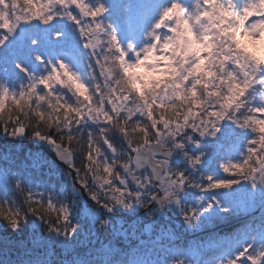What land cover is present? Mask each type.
<instances>
[{
  "label": "snow or ice",
  "instance_id": "snow-or-ice-1",
  "mask_svg": "<svg viewBox=\"0 0 264 264\" xmlns=\"http://www.w3.org/2000/svg\"><path fill=\"white\" fill-rule=\"evenodd\" d=\"M18 2L0 0V49L17 29L24 30L22 39L28 29L67 19L76 25L80 43L69 44L65 58L78 63L82 47L89 63L85 78L70 63L35 55L42 68L39 75L13 62L24 77L21 81L8 77L6 59L0 55V134L11 139L27 136L46 145L59 164L75 173L72 192L53 195L54 185L49 191H34L38 186L29 187L17 173L0 168V221L7 230L20 234L31 217L33 243L54 241L68 257L61 264H124L111 243L102 245L103 258L92 249L80 250L92 244L91 237L108 234L112 222L107 214L153 204L159 208L176 203L185 186L200 188L183 173L170 171L168 157L183 152L193 134L215 135L225 120L250 134L246 155L238 163L221 165L223 172L238 179L212 182L207 177L203 190L228 189L240 179L253 187L257 180L264 185V56L248 51L250 45L264 42V0H248L241 13L233 11L232 0L226 5L195 0L190 12L169 0L147 34L151 42L139 52L131 45L123 49L111 25L98 19L105 11L99 0L95 5L90 0H23L24 8H18ZM250 17L256 19L246 23ZM162 28L167 31L159 34ZM133 55L134 63L129 62ZM141 67L144 76L136 73ZM74 143L86 145L83 169L76 167ZM185 155L191 167L199 164V156ZM30 161L33 168L47 167L52 177L61 171L39 153L30 154ZM84 194L95 207L74 220L73 205L78 207ZM9 195H22L23 201L8 200ZM212 207L209 203L203 212ZM182 215L188 224L199 214L189 209ZM41 227L47 235H36ZM247 253L244 248L230 264L245 258L248 264H260Z\"/></svg>",
  "mask_w": 264,
  "mask_h": 264
},
{
  "label": "rangeland",
  "instance_id": "rangeland-1",
  "mask_svg": "<svg viewBox=\"0 0 264 264\" xmlns=\"http://www.w3.org/2000/svg\"><path fill=\"white\" fill-rule=\"evenodd\" d=\"M125 1L126 0H101L102 4L104 5L105 11L98 19H100L103 23V20L110 12L118 13L119 21L122 23V25L121 23L117 24L118 26L122 27V30L120 29L121 31H119L118 28L114 30L117 36L118 44L123 49H127L129 44L132 46V49L135 52H139L142 48L145 47L144 45H148L151 42V37H149L147 34L152 30V25L157 21L159 13L166 5L165 3L167 1L158 0L157 2L153 3L152 0H134L133 6H130L128 9H126L124 14H119L120 9L125 5ZM241 1V6H243V9L244 6L248 3V0ZM90 2L93 5L96 4L94 0H90ZM194 3L195 0H188V6L186 10L190 12ZM152 6L154 7V10L153 12H150ZM236 9L237 13H241L243 11L239 10V8ZM72 10L74 12L77 11L74 6ZM136 14H143V16L137 20V17L135 16ZM131 16L133 17V20H128L129 18H131ZM249 20L252 21L253 19L250 17ZM69 23L71 25H74L67 19L57 18L54 19L50 24L63 25ZM138 23L139 27L137 25ZM33 29L36 30L37 27L28 29V34L24 35L22 39L21 33L24 30L20 29L19 36L15 38L9 37L8 46L19 51V49L25 44L27 36L33 32ZM163 29L164 28L158 30V33H162ZM38 34L39 39L41 38L39 42L40 46H45L47 43L52 42V40H50V34L48 35L46 32L41 31H39ZM124 36L127 39L125 42H123ZM261 45L262 42L258 41L255 45H250L248 49L257 52L260 50ZM61 56L65 58V55ZM234 129L235 126L233 125L232 131H234ZM240 132L241 134L243 133L242 130ZM230 134L236 135L232 132H230ZM215 137L216 134H207L203 137L197 135L196 138H193V142L191 144L186 143L187 146L192 147L197 151V155L194 153V156L192 157H200V162L195 167H191L188 164L184 152L180 150L173 152V159L168 164L170 171L179 172L178 169L172 166V161L177 164L181 163L182 165H184V168L181 169L180 172L184 174L185 171H188L189 176H186L184 174L188 178V181L191 180L194 175L196 177L195 180L197 181L198 176L196 175V168H204L208 166L211 163V158L216 153H219V151H221L223 148V145L217 139H215ZM234 138L237 139V141L244 142V138L242 137V135H236L234 136ZM21 140L22 139H18V142L10 141L8 142V144L6 142L4 145L6 146V149H9L15 144H20ZM204 140H213V142L210 143L212 145L211 149L214 150L213 156L210 154L202 155V144ZM25 145L27 146L28 144ZM36 145L42 144L34 141L33 146ZM44 146L48 148L46 145ZM2 153L6 154L5 151H2ZM30 153L26 154L28 161L25 162L26 168L22 171L23 174L15 172L18 174V178H20L21 180L24 179V176L30 174V171H37L39 169L32 167L30 161ZM230 153L234 154L232 151ZM49 159H47L48 162L52 163L53 160L51 158ZM220 164L222 165L223 163ZM47 171L49 172L48 168ZM65 171L67 172V170ZM56 176H60L66 188L70 189V191L73 190L72 174H67L60 171ZM195 180H192V182H195ZM187 188L188 187L185 186L178 193L176 203H172L173 206L172 209H170V211L172 212V217L169 218V221L165 223L159 222V219H157V217L155 216V206L149 207L150 209H146V211L141 215L140 212H138L141 208L134 207L129 210V212L128 210L125 211L118 209L111 214H107L108 216L105 217L110 219V221L112 222L107 230L108 235L100 233L98 238L91 237L90 239L92 240V244H88V246L83 249H86V252L89 249H92L94 251V254L99 253L100 258H103L102 245L107 246L109 245V243H111L112 248L118 250L124 247L125 253L123 254V256L125 257L124 259L128 262V264H230V261L236 256L237 253L241 252L244 248H248L247 256H254L260 261V264H264V237L261 238L259 235L261 230L259 232L256 231L254 233L255 238L248 243V240L245 239L248 232L243 231L242 229L234 231V233H232L230 237H216L217 235H209L202 241L195 240V235L200 234V225L202 224L201 220L191 221L190 223L186 224L182 213L187 212L194 205L193 209H196L194 211L199 214L198 219L201 217L207 219L209 216L207 213L201 210V207L205 208L210 202L208 199L206 204V198L203 194L205 191L199 189L198 194L194 191L188 190ZM34 191H36V189H34ZM220 192L222 193L223 200H228L230 201L232 206L237 207V213L240 212L243 218H247L254 210L257 209L258 199L256 197L255 187L252 186L251 182L243 181L238 185H234L231 188L225 189ZM208 195L211 197L209 193ZM84 202H86L87 205H83V203H80V206L78 207L73 205V207L75 208V211L73 213L74 219L78 215H81V212L86 213L95 207L94 203L89 200L88 197L87 200H84ZM88 202H90V204ZM214 202L216 201L214 200ZM212 204L214 207L215 204L213 202ZM133 209H135V212H131ZM261 212L263 217L264 208L261 209ZM147 213H151L150 218L148 217ZM100 215H105L102 210L100 211ZM207 224L211 225V227L213 226L211 222H207ZM97 229H99V225H97ZM31 231H34L33 226L31 227ZM262 232H264V225H262ZM39 233L41 234L43 232L39 229L38 231H36V235H40ZM32 234L33 232H31L26 237V239L21 241L22 243L20 241H18V243H11L0 237V255H8L12 253V255L17 256L23 255L30 251L33 253L44 255L45 253L50 254V252H52L51 248L58 250V254L62 253L64 255L63 250L59 246H57L54 241L49 242L45 240L43 243L34 244L32 241ZM44 234L47 235V233ZM178 238L184 239L181 247H178L177 245L172 243V241H176V239ZM238 239H240V242L233 245V240ZM194 241L196 242L193 244L192 242ZM115 243H117L118 245ZM3 247H6V249H4ZM224 247L227 248L228 255L225 253L222 254L224 252L222 250ZM219 250L221 255L219 254L218 256L214 257L210 255H215V253L219 252ZM67 258L68 257L64 255L62 260L64 261ZM20 259L23 258L20 257ZM240 264H248L247 258L242 260Z\"/></svg>",
  "mask_w": 264,
  "mask_h": 264
},
{
  "label": "trees",
  "instance_id": "trees-1",
  "mask_svg": "<svg viewBox=\"0 0 264 264\" xmlns=\"http://www.w3.org/2000/svg\"><path fill=\"white\" fill-rule=\"evenodd\" d=\"M95 2H97V0H94ZM158 0H152L153 3L157 2ZM160 1V0H159ZM177 2H179L182 6H184L185 8H187L188 6V0H177ZM221 3H225L226 5V0H220ZM100 3L101 0H100ZM169 3V0H167V2L165 3L166 5ZM233 3V11L235 13H237V6L240 5V1L239 0H232ZM165 5V6H166ZM130 6H133L132 4V0H126L125 1V5L120 9L119 14H124L125 10L128 9ZM26 7L23 4V0H19L18 2V8H24ZM154 7L152 6L150 12H153ZM239 10H243L241 5ZM137 15V14H136ZM135 15V16H136ZM137 17V16H136ZM129 18V17H128ZM128 20H133V17L131 16V18H129ZM121 23L119 21V15L116 12H110L107 17L103 20V24L107 27L108 25H111L110 31L114 32L115 29H119V31L122 30L121 26H118L117 24ZM122 25V23H121ZM121 29V30H120ZM46 32L49 36H50V40H52V42L47 43L45 46H40L39 42L41 40V38L39 39V34L38 32ZM165 31H167L166 28L163 29L164 33ZM161 33V34H162ZM171 35V33H169ZM35 41L36 43L33 44L32 41ZM127 39L123 38V42H125ZM80 43V36H79V32L78 29L75 25H71L69 24H63V25H56V24H49V25H39L37 27L36 30L33 29V32L30 33L25 41V44L19 49V51L16 52L15 55H10L8 49H15V48H11L10 46H8V41L6 42V46L5 49H0V55H3L6 59V63L3 65L4 67H7L8 69V77H13L15 76L18 80H24V77L22 76V74L18 73L17 70L13 67V62H19L23 67H25L29 73H34L36 75H39L40 71H42V68H40L35 60L33 59V57L35 55H40L42 56L45 61H49V60H55V59H61L64 62L70 63L71 66L79 73L81 74L83 77H87L88 75V68L87 65L89 63V55L87 53H85V50L82 47H79L78 52H79V62L78 63H72L69 59H65L63 56L61 55H65L66 53H69L71 51V49H69V44L72 45H78ZM38 45V46H36ZM40 46V47H39ZM145 47H147L148 45H144ZM129 47V44H128ZM249 52H252L255 55L258 56H264V42H262L261 48L259 51L254 52L248 49ZM162 53L157 52V55H160ZM103 61H101L102 63ZM129 62H135V56H132V59ZM93 64L95 65V60H93ZM99 68L96 69V75L99 77ZM136 73L138 75L144 76L145 75V70L143 67L136 69ZM7 82V81H6ZM101 83H103V81L101 80ZM17 87H19V85H17ZM211 110V109H210ZM264 118V117H261ZM143 119V118H141ZM232 126L233 124L229 121V120H225L223 122H221L220 125H218V131L215 133L216 137L215 139H217L222 145L223 148L221 151H219V153H216L214 155V150H212V145L210 144L212 141L210 140H204L203 144H202V155H214L211 159V163L204 167V168H196V175L198 176L197 181L195 180V175L191 178V180H189V182L197 184V185H201L200 188H196V187H188V190L194 191L195 193L199 192L200 190H203L205 188H207L208 185V181H207V177H212V182H217V181H233L238 179L237 177L234 176H230L229 174L223 172L222 168H220V163H223L224 165L230 164V163H238L240 162L244 156L246 155V147H245V142L247 139L250 138V134L247 133H242L241 134V130L236 128L234 129V131H232ZM31 132V129H29V133ZM230 132L235 133L237 136L242 135V137L244 138V142H240L237 141V139L234 138V136L236 135H231ZM198 134H193V138L197 136ZM255 135L256 138H258V134H252ZM11 138H9L6 135L0 134V168L7 170L10 173H19V174H23L22 171L26 168V161H28L26 154L27 153H40L45 159H49V157L43 152H34L32 148H30V146L33 145V140L28 139L27 136H25L24 138H22L21 143L20 144H15L13 147L6 149V146L4 145L6 142L8 144V142L13 141V142H18V139L14 140H10ZM116 143V147L119 149L122 147L120 142L114 141ZM25 144H29V146L25 145ZM73 150L76 154V167L77 168H81L83 169V164L85 163L84 161V154L86 151V145H82L80 143H74L73 144ZM2 151L6 152V154H3ZM233 152L234 154H231L230 152ZM184 153L187 154V156H194L193 154L195 153L197 155V151L195 149H193L192 147H189L186 145L185 143V149L183 150ZM30 153V154H31ZM50 160V159H49ZM172 166L175 167L176 169L180 170L184 168V165H182L181 163H175L172 161ZM62 172L67 173L61 166H59ZM171 167V165H170ZM188 171H185L184 174L187 176L188 175ZM68 174V173H67ZM83 170L81 171V175H83ZM189 176V175H188ZM192 180H195V182H192ZM26 185H28L29 187H33V186H38L36 187L37 191H49L52 189V186H55L54 191H52L53 195H58L60 190L63 191H67L68 193H71L72 191H70V189L66 188L63 184L62 179L60 178V176H55L52 177L50 176L49 172L47 171V168H43V169H38L36 170H32L30 171V174L24 176V179L22 180ZM73 179H72V183H73ZM245 180L240 179V182H243ZM239 183H234L232 184V186L234 185H238ZM91 187V184L89 185ZM132 188H134V185L132 186ZM225 189H212V190H208L205 191L203 194L206 198V204L207 201L209 199L210 203H214V207H212L211 209L208 210V212H206L208 214V218L205 219L203 217L197 219V220H201V225H200V232H203V234H197L195 235L194 239L195 240H203L206 237H208L210 235V232H212V236L213 235H217L216 237H222V236H227L230 237V228L228 227H223L224 225H227L228 223H231L234 221V219L238 218V214H236L238 209L235 206H232V204L230 203V201L228 200H223L222 198V193L220 191H223ZM208 193L211 195V197L208 195ZM199 194V193H198ZM14 198H18L21 202L23 201V196L20 195L18 197H13L12 195H9L7 197L8 200H12ZM71 198V197H69ZM216 202H214V200ZM84 200H87V197L84 198L83 195L80 197L79 199V206L80 203H83V205H87L86 202H84ZM90 204V202H88ZM147 208V206H146ZM145 208V209H146ZM193 207H191L190 209L192 210H196L193 209ZM204 207H201V210H203ZM222 209H226V211H223ZM135 209H133L131 212H135ZM144 209H140L138 212H141ZM200 210V209H198ZM129 212V210H128ZM54 219V217H53ZM74 219V218H73ZM81 219V215H78L74 220H80ZM207 222H211V224L213 225L211 227V225L207 224ZM36 223L39 224V221H36ZM240 225H242V227L244 225H248L247 229L244 228L245 231L248 232V234L246 235L245 239H248V241H251V239L254 238L255 236V232L256 230H261V226L264 225V217H262L261 215H255L252 216L250 218H247L243 221H241L239 223ZM199 225V223H198ZM33 226V222H32V218H29L27 227L23 230V232H21L20 234H14L11 231L6 229V226H4L3 222L0 221V237H2L4 240H7L11 243H18V241H23L24 239H26V237L33 231H31V227ZM239 225H233L234 228H237ZM217 227H223L221 230L218 229ZM216 228V229H214ZM40 230L44 233H46V231L41 227ZM252 230V231H250ZM31 231V232H30ZM40 234V233H39ZM108 235V234H107ZM260 237H264L261 236ZM196 241L192 242L193 244ZM240 242V239L238 240H233V245L234 244H238ZM183 243V240H178L176 241V244L178 247H181ZM117 244V243H115ZM118 245V244H117ZM120 245V244H119ZM231 246V245H230ZM4 249H6V247H3ZM50 249V248H49ZM50 254H37V253H33V252H27L23 255H17L14 256L12 255V253L8 254V255H0V264H21V262H24V264H61V262L63 261V257L64 255L62 253L58 254V250L52 249L51 248ZM81 253H86V249H81L80 250ZM120 254L118 256V259L120 261H123L124 264H128V262L124 259L125 257L123 256L124 252V247H122V249L119 250ZM23 258V259H20ZM130 262V260H129Z\"/></svg>",
  "mask_w": 264,
  "mask_h": 264
},
{
  "label": "water",
  "instance_id": "water-1",
  "mask_svg": "<svg viewBox=\"0 0 264 264\" xmlns=\"http://www.w3.org/2000/svg\"><path fill=\"white\" fill-rule=\"evenodd\" d=\"M19 34H20V30L17 29L16 33H14V35L11 38L17 37ZM32 148H33V150L35 152L43 151L49 158H51L53 161H55L56 164H58L59 166H61L64 169H66L68 173L72 174L73 179L75 180V178H74V172H71V170H69L64 165L59 164V161H56V158H55L54 153L53 152H50L48 150V148H46L44 145H36V146H34ZM172 159H173V156L172 155L168 157V160H172ZM77 187H79V186L77 185ZM255 189H256L257 196L260 199H263V201L259 204V209H260V208L264 207V185H261L259 183V181L257 180V184H256ZM151 206H155V204H153ZM170 206H171L170 204H165V205H162L161 207H159L158 209H160V215L166 213L167 208H169Z\"/></svg>",
  "mask_w": 264,
  "mask_h": 264
},
{
  "label": "flooded vegetation",
  "instance_id": "flooded-vegetation-1",
  "mask_svg": "<svg viewBox=\"0 0 264 264\" xmlns=\"http://www.w3.org/2000/svg\"><path fill=\"white\" fill-rule=\"evenodd\" d=\"M171 209H172V208H171ZM154 210L156 211V214L159 213L158 210H156V209H154ZM158 217H159V218H157V219H159V222H160V223H165V222L169 221V218L172 217V212L170 211V213H166V214H164L163 216H161V218H160L159 215H158Z\"/></svg>",
  "mask_w": 264,
  "mask_h": 264
}]
</instances>
